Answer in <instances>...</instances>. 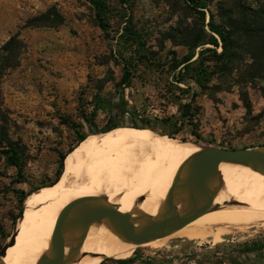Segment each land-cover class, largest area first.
<instances>
[{"label": "rangeland", "instance_id": "obj_1", "mask_svg": "<svg viewBox=\"0 0 264 264\" xmlns=\"http://www.w3.org/2000/svg\"><path fill=\"white\" fill-rule=\"evenodd\" d=\"M94 1L0 0V141L14 144L22 157L18 173L0 148V250L23 214L21 198L56 181L61 158L79 145L81 135L169 118L177 127L170 124L168 132L183 123L176 139L203 149L264 146L260 82L246 84L236 61L222 74L213 53L187 76L179 67L190 55L195 61L201 50L215 49L191 47L212 35L210 15L221 26L235 13L264 6V0H207L205 24L184 0H129V27L141 35L142 45L124 30L121 0H101L108 7L104 21ZM11 39L17 44L14 55L7 53ZM244 51L239 50L248 58ZM126 67L132 78L124 92L125 113L111 112L109 104L120 103ZM206 67L213 68L207 80L198 76ZM187 103L191 117L183 120L180 105ZM63 174L64 169L58 182ZM262 247L264 227L258 225L232 230L218 243L171 238L161 247H139L129 259L135 257L134 264H264Z\"/></svg>", "mask_w": 264, "mask_h": 264}, {"label": "bare ground", "instance_id": "obj_2", "mask_svg": "<svg viewBox=\"0 0 264 264\" xmlns=\"http://www.w3.org/2000/svg\"><path fill=\"white\" fill-rule=\"evenodd\" d=\"M202 151L195 142L136 127L122 126L87 136L67 155L64 180L28 195L16 225L14 245L0 261L41 264L59 213L81 198L105 197L124 213L156 217L178 173L182 179ZM217 173L219 180L212 182V189L217 191L216 211L141 247H161L168 239L178 237L190 241L211 238L218 243L232 230L264 227V176L248 166L230 162L221 163ZM66 249H70V244ZM137 249L138 246L121 240L106 224L95 223L79 256L70 264L128 260Z\"/></svg>", "mask_w": 264, "mask_h": 264}, {"label": "water", "instance_id": "obj_3", "mask_svg": "<svg viewBox=\"0 0 264 264\" xmlns=\"http://www.w3.org/2000/svg\"><path fill=\"white\" fill-rule=\"evenodd\" d=\"M202 150L182 179L178 173L166 194L163 209L156 217L124 213L118 205L103 197L81 198L67 205L58 215L41 264H70L79 256L84 239L95 223L106 224L121 240L141 247L166 238L203 215L216 211L218 207L214 205V199L217 191L212 189V182L219 180L217 171L223 162L248 166L264 176V146ZM179 204L182 205L177 210ZM15 234L16 229L11 241L0 250V258L14 245ZM68 244L69 250L66 249ZM0 264L4 263L0 261Z\"/></svg>", "mask_w": 264, "mask_h": 264}, {"label": "trees", "instance_id": "obj_4", "mask_svg": "<svg viewBox=\"0 0 264 264\" xmlns=\"http://www.w3.org/2000/svg\"><path fill=\"white\" fill-rule=\"evenodd\" d=\"M184 1L189 7L197 11L201 20L205 24L206 13L204 10L207 6V0H184ZM94 4L96 5V9L99 17L101 18L102 21H104L108 15V7L101 0L94 1ZM121 7L123 8V12L121 13V16L123 19L127 21L126 22L127 25L125 26L124 29L126 34H129L133 43H137V42L141 43L142 40L141 35L133 31L132 28L129 27L131 24V20L128 15L129 0H121ZM207 27L210 29L212 33V35L209 36V39L199 43L196 42L191 47L193 48V50H195L201 46L212 45L215 49L201 50L199 52L198 60L195 61H193L195 58V55L193 54L185 58L179 65V67L183 66L182 73L185 76H187L189 71L193 69L192 67L194 66V64L201 63V61L204 60V56L206 54L213 53L212 62H214V64L216 65H220V68L223 69L222 74H224V72L228 70L232 62L233 63L237 62L239 64L238 69L240 71L241 79L246 84L260 82L262 84V91L264 95V6L258 9L243 10V12L241 13H235L234 16L228 19L227 23L221 26L215 24L213 15H210V22L207 24ZM142 44L143 43H141V45ZM6 47H8L7 53L9 55L15 54V50L17 49V44H15L14 39H11L9 43L6 45ZM219 48L222 49V52L220 54L217 52V49ZM243 49H245L244 52L245 54L248 55V58L243 57L239 52V50H243ZM211 68L212 67L210 68L206 67V69L204 68L198 69V76L205 77L206 80L209 79V77L213 75V71H212L213 68L212 69ZM200 77L197 78V82L199 84H201ZM131 78H132V72L129 69V67H126L124 76L119 85L120 103L109 104V109L111 110V112L116 110L118 112L123 111V113H125L124 108L127 106V104H126V97L124 92L126 89L131 87ZM190 108H191V103L180 105L181 116L183 120L190 116L189 115ZM132 112L135 116H139L135 109H133ZM171 122L172 121L169 118H163V119L151 118L146 120L143 126L136 128L149 129L156 134L167 135L172 138H177L176 136L182 130L181 128L183 127V123L180 129H177L174 132H168L167 131L168 126L170 124H173L174 126L177 127V123H171ZM117 127L118 125H112L106 131L92 132V133L93 134L105 133L116 129ZM85 138L86 136L81 135L78 144L83 140H85ZM197 139L200 140V137H197ZM181 140L187 141L186 139H181ZM3 144L6 145L2 146ZM0 148H4L1 150V152L6 155L8 165L16 168L18 173H21L22 157L19 148H17L12 143H5L4 140L0 141ZM66 157L67 156L65 155L61 158V167L59 169L57 179L53 184L59 181L63 173ZM39 189H37L36 191H38ZM27 197L23 196L21 198L22 203L25 204ZM263 249L264 247H262L260 250ZM135 262H136L135 257L128 260L115 261L116 264H134Z\"/></svg>", "mask_w": 264, "mask_h": 264}]
</instances>
